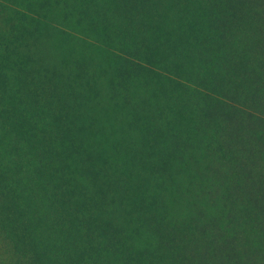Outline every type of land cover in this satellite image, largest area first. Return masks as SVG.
Returning <instances> with one entry per match:
<instances>
[{
    "label": "trees",
    "instance_id": "trees-1",
    "mask_svg": "<svg viewBox=\"0 0 264 264\" xmlns=\"http://www.w3.org/2000/svg\"><path fill=\"white\" fill-rule=\"evenodd\" d=\"M43 5L46 20L39 13L25 19L31 35L66 49L59 62L38 60V84L28 87L33 69L0 64V74L9 70L2 88L17 81L0 110L9 113L21 146L15 148L32 157L35 172L67 179L56 193L40 190L47 209L62 208L68 217L54 224L70 243L60 264H91L90 251L100 264L112 257L131 264H264V0ZM20 31L7 45L0 41L1 49L22 39L26 25ZM6 50L10 58L14 51ZM20 53L15 66L23 64ZM103 96L120 101L112 103L123 111V129H107L98 113ZM50 161H57L51 170ZM72 167L78 176L68 174ZM129 187L138 191L132 200ZM180 203L187 221L175 219ZM107 207L105 241L98 243L95 216ZM128 207L132 215L122 214ZM2 216L17 221L11 211ZM142 241L138 252L134 244Z\"/></svg>",
    "mask_w": 264,
    "mask_h": 264
},
{
    "label": "rangeland",
    "instance_id": "rangeland-1",
    "mask_svg": "<svg viewBox=\"0 0 264 264\" xmlns=\"http://www.w3.org/2000/svg\"><path fill=\"white\" fill-rule=\"evenodd\" d=\"M44 0H0V41L6 44L7 39L11 38L10 33L17 35L18 27L21 28L19 34H22L26 25V32L21 35L23 38L14 40L10 47L5 49L12 50L13 55L9 58L8 51L2 50L0 47V60L5 56V60L0 61V64H4L9 68L13 63L14 71L17 67L23 65L28 72L33 69L34 75L29 77L25 83V86L38 84V60H46L50 62L55 60L59 62V57L62 48L64 46L54 42V39H50L44 35H40V41H36L37 38L30 33L29 24L25 23V19L28 16L39 13L40 15H46L44 12ZM57 15V14H56ZM48 18L46 15L44 20ZM29 22V21H28ZM18 34V36H19ZM36 46H40L36 48ZM18 52L22 55L21 60L23 64H17L15 66L14 61L18 60L16 57ZM72 55L73 52L71 51ZM14 59V60H13ZM36 60V62H35ZM73 59H68L62 64V69L68 71L71 68V62ZM59 64V63H58ZM4 68L0 74V107L4 104L8 98H10L12 91L17 88V81L15 87L2 88L1 82L9 73V70ZM1 69V68H0ZM102 69H97V75H101ZM3 95L4 97H1ZM28 98V97H27ZM41 97H39L40 99ZM117 101L114 99L112 102ZM3 102V103H2ZM17 102V99H14ZM108 101L106 97L99 99L98 113L106 121L107 129H123L125 127V120L122 116L123 111L118 104H114ZM105 108L107 113H105ZM9 109V107H8ZM9 113H2L0 110V169L2 175H0V264H57L63 261V256L66 257V250L70 243L69 238L64 237L59 230H56L54 224L60 219H68L62 208L60 210L47 209L40 196V190L44 193V186H48L53 192L59 191V184L66 183V180H61L56 176L51 177L48 170L43 168V173L40 171L35 172L36 163L31 156H25L21 153V150H17L15 145L18 144L13 138V127L8 122ZM19 145V144H18ZM21 148V146L19 145ZM71 152V148L68 149ZM36 158L44 159L41 152L36 153ZM74 156V155H73ZM72 156V157H73ZM48 159V158H46ZM15 161V162H14ZM45 164V163H44ZM57 161H50L49 168L55 167ZM16 166H19L17 168ZM27 169H29L27 171ZM69 175H77L76 171L68 172ZM78 176V175H77ZM82 176V175H81ZM21 177V182H12V178ZM28 177H34L37 182L28 181ZM59 180V182L56 180ZM79 178V177H78ZM24 181H27V188H23ZM81 182V181H80ZM28 188H31L28 192ZM128 193L132 197L138 195V191L132 187L128 188ZM135 194V195H134ZM129 199V200H130ZM185 203V202H184ZM187 205L183 203L176 204L175 219L178 222L187 221ZM5 211H11L15 214L17 221L12 225L10 221L2 216ZM99 215L95 216L96 224L100 225V229L94 232L92 238L98 243L105 241V233H103V226L106 227V221L110 215V207L105 208L104 211H99ZM132 208H126V212L122 214H131ZM21 218L24 221H21ZM93 218L92 220H94ZM70 220V219H69ZM68 220V222H69ZM65 223V221H63ZM66 222V224L68 223ZM103 223V226H102ZM68 225H65L67 227ZM100 236V234H102ZM99 235L100 237H96ZM74 239V237H73ZM74 241V240H73ZM78 243V239L76 241ZM130 241H128L129 243ZM72 244V243H71ZM134 244V243H133ZM135 250L143 249L146 245L144 241L139 246L134 244ZM98 246V245H97ZM91 264H100L101 256L95 252L90 251ZM69 259V258H67ZM66 260V259H65ZM121 258L112 257L108 263L103 264H131V260L125 263ZM132 264H139L137 261L132 260Z\"/></svg>",
    "mask_w": 264,
    "mask_h": 264
}]
</instances>
